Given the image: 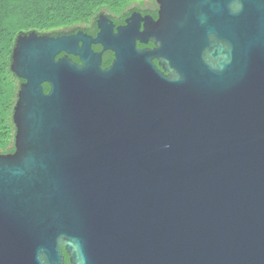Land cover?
Segmentation results:
<instances>
[{
    "label": "water",
    "instance_id": "1",
    "mask_svg": "<svg viewBox=\"0 0 264 264\" xmlns=\"http://www.w3.org/2000/svg\"><path fill=\"white\" fill-rule=\"evenodd\" d=\"M154 1L99 17L108 70L82 32L19 36L0 264H264V0Z\"/></svg>",
    "mask_w": 264,
    "mask_h": 264
},
{
    "label": "trees",
    "instance_id": "2",
    "mask_svg": "<svg viewBox=\"0 0 264 264\" xmlns=\"http://www.w3.org/2000/svg\"><path fill=\"white\" fill-rule=\"evenodd\" d=\"M154 0H0V154L15 152L14 110L23 80L12 71L19 36L84 32L101 15L124 22ZM44 90L50 87L45 84ZM66 264H70L66 254Z\"/></svg>",
    "mask_w": 264,
    "mask_h": 264
},
{
    "label": "flooded vegetation",
    "instance_id": "3",
    "mask_svg": "<svg viewBox=\"0 0 264 264\" xmlns=\"http://www.w3.org/2000/svg\"><path fill=\"white\" fill-rule=\"evenodd\" d=\"M134 13L139 14L141 16V18H151L153 21H158L159 19V5L153 1L152 3L146 5L145 7H143L141 10H137L134 11L129 17H127L124 22H117L111 18H108V23L109 25H111V28L106 29L107 34H115L118 33L119 28L123 27L126 24V20L128 18H130ZM98 19H96L95 23L88 29L89 31L84 32L82 30H78L76 32L73 33H68V34H64L65 36H75L78 33L82 32L83 34H85L88 38H90L91 40V49L95 54H101V68L102 70H108L110 69L114 58H115V54L114 52H112L111 50H105L104 46L100 43H93V41H95L100 32L101 29L99 28V24H98ZM141 26V30L144 29L145 26V22H141L140 23ZM63 36V35H62ZM81 44V43H80ZM138 47L141 49H154V44L152 43H148L147 45H143L138 43ZM68 56L71 60H73L76 63L81 64L80 58L76 55L73 54H66L65 52H62L58 58L61 57H65ZM156 64H158V62L156 61ZM159 70H163V68H158ZM166 75H169V72H165ZM64 256H65V263L66 264V253L64 252ZM70 262V261H69ZM71 264V263H70Z\"/></svg>",
    "mask_w": 264,
    "mask_h": 264
}]
</instances>
